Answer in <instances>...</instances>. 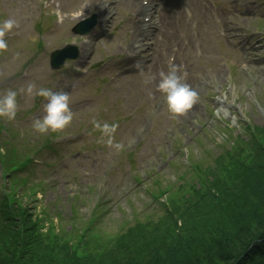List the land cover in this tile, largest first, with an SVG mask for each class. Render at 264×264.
I'll return each instance as SVG.
<instances>
[{
	"label": "rangeland",
	"instance_id": "rangeland-1",
	"mask_svg": "<svg viewBox=\"0 0 264 264\" xmlns=\"http://www.w3.org/2000/svg\"><path fill=\"white\" fill-rule=\"evenodd\" d=\"M53 1L0 0V20L15 21L4 37L8 48L0 51V93H18L16 117L0 123L6 132L0 135V242L14 255L24 251L29 264L71 256L82 264H118L119 253L110 249L120 238L126 245L137 239L135 226L143 225L170 247L181 224H201L198 208L210 195L211 178L228 179V158L249 162L264 150L258 132L264 128V0H202L203 23L174 28L171 48L185 47L178 34L186 32L201 48V54L194 46L182 49L181 65L174 64L198 94L180 116L167 112L157 89L168 59L148 53L147 62L134 64L129 58L137 12L119 5L104 31L96 23L78 36L71 29L92 17L97 22L98 3L62 0L60 14L49 7ZM183 1L176 0V12ZM246 6L251 11L244 15ZM227 19L241 37L217 36ZM151 37L157 43L158 34ZM66 45L77 59L50 70V53ZM30 82L69 95L73 119L66 128L33 130L46 101L22 91ZM93 120L116 123L113 142L123 147L108 146Z\"/></svg>",
	"mask_w": 264,
	"mask_h": 264
},
{
	"label": "trees",
	"instance_id": "trees-1",
	"mask_svg": "<svg viewBox=\"0 0 264 264\" xmlns=\"http://www.w3.org/2000/svg\"><path fill=\"white\" fill-rule=\"evenodd\" d=\"M258 132L264 135V128ZM240 156L228 158L225 182L210 179V195L198 208L201 224H181L175 244L166 247L172 242L165 237L158 242L148 226L136 225L138 238L127 245L120 238L109 253H119L118 264H264V150L253 153L249 162ZM19 253L0 242V264H29L21 256L24 251ZM64 260L60 264H82L76 256ZM30 264L57 263L42 258Z\"/></svg>",
	"mask_w": 264,
	"mask_h": 264
},
{
	"label": "clouds",
	"instance_id": "clouds-1",
	"mask_svg": "<svg viewBox=\"0 0 264 264\" xmlns=\"http://www.w3.org/2000/svg\"><path fill=\"white\" fill-rule=\"evenodd\" d=\"M15 26L12 19L0 20V51L8 48V43L4 39L5 34ZM171 63V62H170ZM157 89L164 97L167 112L171 116L185 114L196 103L198 94L187 83L184 76L178 74L177 66L172 65L165 73H160ZM22 91L30 97H41L46 103L43 104V115L32 122V128L39 134L49 131L55 132L66 128L73 119V113L69 107V95L66 92H53L51 89L37 87L33 82L26 85ZM17 91L7 89L0 93V118L13 120L17 115ZM94 130H98L102 138H107L105 143L115 150H120L123 145L113 142V136L118 125L93 120Z\"/></svg>",
	"mask_w": 264,
	"mask_h": 264
},
{
	"label": "bare ground",
	"instance_id": "bare-ground-1",
	"mask_svg": "<svg viewBox=\"0 0 264 264\" xmlns=\"http://www.w3.org/2000/svg\"><path fill=\"white\" fill-rule=\"evenodd\" d=\"M147 4L143 6L141 4L140 0H90L88 2L91 6H94L96 3L97 4V11L99 12V18L100 17H106V21L103 22V25L107 22H109V19L111 18V13L113 9L117 6V4H123L130 10H138L140 13H144L147 16H152L153 13L158 14L159 16L161 15L163 17V32L162 36L163 38L161 39L159 43V58L164 62L165 60L168 59V56L166 55L167 53L172 51L171 45L176 44L177 40L176 35H173V30L177 26V22L174 21L172 18L171 20L168 19L167 15V8L170 5L176 4V0H166V6L165 7H155L156 6V1L155 0H146ZM188 4L191 5L192 1L188 0ZM193 5H196L193 3ZM60 9L63 8V5H60ZM140 31V30H139ZM138 36L135 38V40L132 41V43L127 47V49L134 48V51H143V41H144V35L141 33L137 34ZM185 40V39H184ZM191 46L189 44L188 46L185 47L188 48ZM182 50H180L181 52ZM180 52L175 53V65H179L180 62ZM192 89H194V86L191 85L190 83H187ZM193 109V108H192Z\"/></svg>",
	"mask_w": 264,
	"mask_h": 264
},
{
	"label": "water",
	"instance_id": "water-1",
	"mask_svg": "<svg viewBox=\"0 0 264 264\" xmlns=\"http://www.w3.org/2000/svg\"><path fill=\"white\" fill-rule=\"evenodd\" d=\"M65 52H63L62 54H64ZM62 54H54L53 55V58H52V66L54 67V68H59L60 67V62L62 61V60H60L59 62H57V57H59V55H62ZM69 57V56H68Z\"/></svg>",
	"mask_w": 264,
	"mask_h": 264
}]
</instances>
